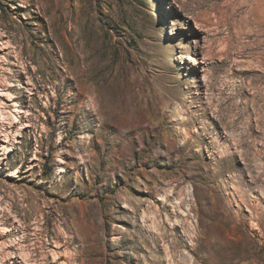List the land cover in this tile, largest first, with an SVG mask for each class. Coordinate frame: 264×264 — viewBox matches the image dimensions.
<instances>
[{
    "label": "rangeland",
    "instance_id": "1",
    "mask_svg": "<svg viewBox=\"0 0 264 264\" xmlns=\"http://www.w3.org/2000/svg\"><path fill=\"white\" fill-rule=\"evenodd\" d=\"M0 48V264H264V0H0Z\"/></svg>",
    "mask_w": 264,
    "mask_h": 264
},
{
    "label": "bare ground",
    "instance_id": "2",
    "mask_svg": "<svg viewBox=\"0 0 264 264\" xmlns=\"http://www.w3.org/2000/svg\"><path fill=\"white\" fill-rule=\"evenodd\" d=\"M25 7V6H24ZM5 43V42H4ZM3 44V43H2ZM11 44V43H10ZM9 43H6L5 45L7 46H5V48L4 49H2V48H0V50L2 51V52H4L7 48H11V47H9V45H10ZM1 52V53H2ZM16 52V51H15ZM9 54V53H8ZM17 55V54H16ZM19 60V59H18ZM22 60V59H21ZM7 62V61H6ZM8 63V62H7ZM10 64V63H9ZM13 64V63H12ZM15 64V63H14ZM12 77V76H11ZM10 77V79H12ZM8 78V77H7ZM10 83V82H9ZM14 87L15 86H13V85H11V86H9V90H13L14 89ZM8 90V89H7ZM4 93V92H3ZM1 96H6V95H4V94H0ZM15 95V94H14ZM14 99H16V97H14L13 95H11L9 98H8V101L9 102H14L15 100ZM7 105L8 104H5L4 106H0V121H5L4 123L5 124H10L11 123V118L9 117V112H8V110H7ZM11 106V105H10ZM3 123V124H4ZM4 131H6V130H4ZM6 133H7V131H6ZM6 139H8V135L7 134H5L3 131H0V141H4L5 143H7V140ZM8 151H10V150H8ZM17 173H19V171H17ZM30 198V197H29ZM28 199V198H27ZM4 210V209H3ZM6 215V214H5ZM21 223V222H19V221H16L15 223ZM14 224V223H13ZM39 225V224H38ZM12 226H14V225H12ZM26 226V223H21L20 224V226L18 227L21 231H23V232H26V231H28L29 230V227H25ZM36 231H40L38 228L36 229ZM39 233V232H38ZM37 233V234H38ZM39 235V234H38ZM41 235V234H40ZM27 239H28V237H21V238H19V239H16L14 242V244H12L11 246H8V247H6V248H4L5 249V251H6V249L7 250H9V249H14V248H17V247H20L19 248V251H20V253H19V255H15L14 253L13 254H9V256H11V258L13 259H21L22 260V262H24V264H36L38 261L37 260H34V255H33V253H35L36 252V250H37V246H36V244H34V245H32V246H36L35 248L33 247V250H30V249H27V247L26 246H24V243H26L27 242ZM69 243V242H68ZM4 244V243H3ZM69 245V244H68ZM4 246H6V245H4ZM57 248L58 249H62V246H60L59 247V245H57ZM13 252V251H12ZM55 254V253H54ZM59 254V253H58ZM73 256V255H72ZM38 258V257H37ZM73 258H75V259H78V256H74ZM72 258V259H73ZM63 259V256L61 257L60 255H54V261L52 262V263H50V264H59L60 263V261ZM70 260H71V258H69ZM69 259H67V261L69 260ZM37 261V262H36ZM48 263V262H47ZM65 264V263H64Z\"/></svg>",
    "mask_w": 264,
    "mask_h": 264
}]
</instances>
